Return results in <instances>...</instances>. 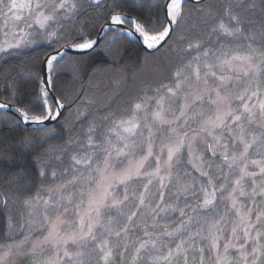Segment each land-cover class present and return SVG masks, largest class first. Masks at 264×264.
I'll return each mask as SVG.
<instances>
[{"label": "snow or ice", "instance_id": "snow-or-ice-1", "mask_svg": "<svg viewBox=\"0 0 264 264\" xmlns=\"http://www.w3.org/2000/svg\"><path fill=\"white\" fill-rule=\"evenodd\" d=\"M131 7L0 0V63L40 53L33 102L16 77L0 92V124L23 125L36 153L31 169L0 170L15 188L0 190V264H264V0ZM98 48L114 75L163 52L162 78L134 93L117 80L103 103L58 95L66 72L98 89L103 69L82 59ZM64 112L78 123L41 151L64 136Z\"/></svg>", "mask_w": 264, "mask_h": 264}, {"label": "trees", "instance_id": "trees-1", "mask_svg": "<svg viewBox=\"0 0 264 264\" xmlns=\"http://www.w3.org/2000/svg\"><path fill=\"white\" fill-rule=\"evenodd\" d=\"M139 0H129V3L132 5L131 11L135 14L137 11L147 12L149 8L155 7V0H143V6L138 8L136 3ZM191 7V4H189ZM188 10L186 9V12ZM189 20H195V15L187 17ZM40 53H33L29 55H20L10 58V63L8 65H3L0 63V92H6L8 80L12 77L20 83V99L26 103H31L35 100L34 93L37 90V81L35 75H30L29 73H40L36 72L38 68V63L35 59L36 56H39ZM164 53L161 52L157 57H150L146 60L137 59L133 57V60H126L124 64L120 66L117 70L121 75L113 74V66L111 61L104 56L102 49L98 48L94 53L89 55H84L82 59L89 61V69L94 67H99L103 71H98L93 75V80L98 84V89L93 88L89 89L88 87V76L89 73H85L82 77L84 81V87L81 89L78 81H74L70 73H63L59 76L56 81V88L58 89V95L63 94L68 99H72L75 95V90L79 89L82 92H87V94L98 103H103L108 97L114 95L116 86L115 81L119 80V88L123 93H134L138 90V85L141 83H151L158 79H161V64L163 63ZM112 89V91H110ZM107 93V96L105 95ZM3 97H0L2 99ZM127 95H124L119 105L117 107H123ZM75 108V105H73ZM103 113H97V115H102ZM64 119L61 120L66 126L65 134L60 139H55L43 146L41 151L46 149L57 148L62 145L68 137V131L73 128L74 125V116L72 113L64 112ZM0 120H3V117H0ZM56 121L53 123L55 124ZM78 123V122H75ZM23 125L20 128L5 127L0 124V149H5V151L11 152V158L14 160V165H10L6 160L0 159V170L7 169L10 173L16 172L20 167L31 169V160L36 155L35 152H29L27 149H22L20 147V138L24 134L22 132ZM3 153H0L2 156ZM0 190L7 191L9 193L14 192L15 188L10 186L5 182L4 179H0Z\"/></svg>", "mask_w": 264, "mask_h": 264}, {"label": "water", "instance_id": "water-1", "mask_svg": "<svg viewBox=\"0 0 264 264\" xmlns=\"http://www.w3.org/2000/svg\"><path fill=\"white\" fill-rule=\"evenodd\" d=\"M55 122V121H52V123Z\"/></svg>", "mask_w": 264, "mask_h": 264}]
</instances>
